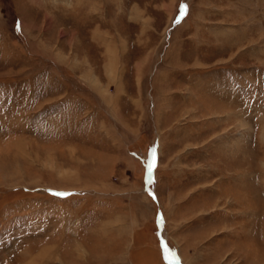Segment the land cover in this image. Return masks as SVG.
Instances as JSON below:
<instances>
[{"label": "rangeland", "instance_id": "1", "mask_svg": "<svg viewBox=\"0 0 264 264\" xmlns=\"http://www.w3.org/2000/svg\"><path fill=\"white\" fill-rule=\"evenodd\" d=\"M0 264H264V0H0Z\"/></svg>", "mask_w": 264, "mask_h": 264}, {"label": "snow or ice", "instance_id": "2", "mask_svg": "<svg viewBox=\"0 0 264 264\" xmlns=\"http://www.w3.org/2000/svg\"><path fill=\"white\" fill-rule=\"evenodd\" d=\"M156 167V163H155V152L153 151V156H152V160L148 163V166H147V173H148V176L151 177L154 169Z\"/></svg>", "mask_w": 264, "mask_h": 264}]
</instances>
